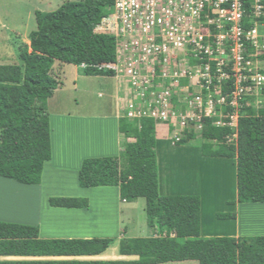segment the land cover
<instances>
[{"label":"trees","instance_id":"16d2710c","mask_svg":"<svg viewBox=\"0 0 264 264\" xmlns=\"http://www.w3.org/2000/svg\"><path fill=\"white\" fill-rule=\"evenodd\" d=\"M113 3L114 0H76L53 12H36L35 30L27 37L29 44L19 46L17 51L21 65L0 64L1 179L23 186L41 184L44 166L52 157L48 101L65 86L62 67H77L89 78L115 76V71L105 66L117 64V39L94 33L102 19L111 14ZM261 22L264 24V17ZM187 60L191 67L199 64L194 58ZM160 71V67L155 68V75L161 76ZM191 76L187 71L177 82L190 91ZM195 86L203 93L214 94V84L209 90L203 81ZM231 91L233 80L223 82L221 96ZM258 94L262 100L259 105H255L257 98L252 94H242L236 127L215 125L218 121L228 123L234 111L229 105H221L218 110L222 118L201 116L200 121L186 120L179 138L172 139L176 146L197 142L202 157L236 161V200L232 204L264 203V88ZM148 96L146 93L144 98ZM176 97L171 93L169 98L174 112H178ZM202 97L205 100L206 96ZM159 122L146 116L120 118L117 129L124 142L120 155L83 160L77 174L82 189L117 187L121 201L127 204L143 199L153 236L119 241L43 240L39 227L0 222V264H264V236L202 238L200 198L160 194L155 152ZM195 124L202 126L199 132ZM173 131L171 127V134ZM234 135L236 138L229 140ZM129 139L134 141L127 142ZM48 205L67 210L89 207L87 199L76 197L50 198ZM216 217L236 219L234 213ZM116 243L119 256L137 260H78L102 256Z\"/></svg>","mask_w":264,"mask_h":264},{"label":"rangeland","instance_id":"374dc122","mask_svg":"<svg viewBox=\"0 0 264 264\" xmlns=\"http://www.w3.org/2000/svg\"><path fill=\"white\" fill-rule=\"evenodd\" d=\"M69 1L76 0H0V64H20L17 51L19 46L29 44L27 37L35 30L36 12L56 11L62 4ZM96 31L95 34H113L114 32L110 25H103ZM119 45L116 67L121 73L113 79L110 77L83 79L77 67H62L65 86L62 90L56 91L52 99L48 101L52 157L44 166L41 186H23L0 178V222L39 227L40 238L43 240L115 239L119 241L122 238H146L154 235L147 225L143 199H138L131 204L123 203L117 187L82 189L77 181V174L83 160L120 155L119 145L124 146V143L123 136L116 133V124L123 112L118 117L115 116L117 99L120 101L119 107L123 108L121 101L125 92H128L131 95L129 97L132 98L143 97L144 91L148 89V86L141 89H136L134 86L137 82L133 83L132 75L128 73L134 67L130 63L133 60L129 59L128 54L124 58V45L121 42ZM172 54H176V58L179 59L175 60ZM178 54L181 53L171 50V57L167 56L163 64L157 58L152 59L153 61H150L151 58L148 59L149 65L152 66L149 69V78L146 77L147 75H140V77L141 79L145 77L144 79L149 82H152L150 79L155 81L149 87L156 88V91H152V96L157 99L159 92L168 94L169 98L172 92L177 95L178 104L175 108L178 112H173V116L182 115L181 126H186V120L200 121L201 116H221L222 113L218 108L204 103L202 96H206V100H212L214 96L212 97L211 92L203 93L199 86L196 87L195 77L190 91L185 88L186 85H180L179 80L177 82V78L181 77L180 73L183 71L180 70V73H177L175 70L183 64ZM161 64L162 75H155V77L151 75L153 66L155 68ZM177 64L179 65L176 66ZM125 84L128 87L123 88ZM137 84L140 85V83ZM119 86L120 90L115 94V88L119 89ZM258 97H256L255 105H259L262 101ZM169 110L167 108L166 112H160V117L167 119L163 114L167 115ZM157 115L155 110V117ZM236 118H238L237 115H232L231 119L234 122L238 120ZM175 119L176 117L172 120L174 124L178 122V119ZM171 127H174L176 133L179 132V127L170 124V130ZM194 127L196 132H199L202 126L195 124ZM157 128L161 134L168 130L163 123H158ZM160 132L158 137H161ZM232 138L229 137V140H233ZM159 139L173 143L172 135L166 139L163 137ZM191 146L200 149L197 142L192 143ZM156 159L160 164L161 187L171 188L170 192L163 190L164 194L196 196L197 193H202L200 198L204 206L202 214L204 231L208 228L217 235L232 237L238 234L241 238L264 236V203L228 205L236 196V164L234 166L232 162L225 163V160L221 161L226 164L225 167H220V165L215 166L219 163L218 160L205 158L206 160L203 161L198 155L182 156L172 152L159 156L156 154ZM183 180L186 186L193 190L186 192L184 189H176L184 188ZM222 195L225 197L223 202L220 201ZM62 197L87 199L89 207L81 210H67L48 205L50 198ZM221 213H234L237 219L235 221L217 219L216 214ZM234 228H236L235 232ZM105 254L101 257L78 260H135L116 258L117 243ZM113 254L116 255L113 256ZM169 264L197 263L186 261Z\"/></svg>","mask_w":264,"mask_h":264},{"label":"built area","instance_id":"2783aa9c","mask_svg":"<svg viewBox=\"0 0 264 264\" xmlns=\"http://www.w3.org/2000/svg\"><path fill=\"white\" fill-rule=\"evenodd\" d=\"M242 1L244 0H115L116 28L113 36L117 39V53L120 46L119 42H121L124 45V58L128 54L129 59L132 58L133 60L130 63L134 67L128 73L132 75L133 83L134 81L140 83V85L137 83L134 85L136 89L146 86L149 89L155 83L154 80L150 79L152 82H149L144 79L145 77L142 79L140 77V75H147L146 77L150 75L148 73L152 66L149 65V58H151L150 61L157 58L163 64L167 56L171 57V50L175 53H181L178 54L181 56L180 59L185 56L194 58L201 63L204 58H208L213 53L212 47L211 49L209 47L211 46L209 40L213 34L209 31L208 34L204 35L202 33L204 27L214 26L216 31H220L224 26L221 24H239L243 18ZM202 18L204 19L203 22L206 20L204 23L201 21ZM236 31L237 29L234 28V32ZM205 39L206 41H204ZM167 51L168 53H166ZM173 56L176 58L177 55ZM177 59L179 58L175 60ZM235 59L239 66V56H235ZM162 64L158 65L161 69ZM116 66H105V68L118 72ZM238 66L232 69L233 78H235L232 103L234 107H237V101L241 99L242 94L250 91L241 86L242 83L248 81V76L244 75ZM155 68L153 66V72H151L154 77ZM176 69H178L177 73L183 70L180 73L181 76L185 75L187 71L191 72L189 62L185 60L181 67ZM197 72L202 79H206V84L210 83L209 76H205L209 72L208 67H200ZM223 77L228 78L226 75ZM258 80L261 81L262 78ZM166 95L161 92L152 103H155L157 107L166 108ZM197 100L200 99L197 98ZM217 103L223 104L224 99H220ZM207 105L214 106V101L208 100ZM160 112L164 113L162 109L159 111L156 108L157 117H160ZM142 114L144 113L141 108L136 109L133 104L128 105V117H140ZM151 116L155 117V110L151 111Z\"/></svg>","mask_w":264,"mask_h":264},{"label":"clouds","instance_id":"9594fccd","mask_svg":"<svg viewBox=\"0 0 264 264\" xmlns=\"http://www.w3.org/2000/svg\"><path fill=\"white\" fill-rule=\"evenodd\" d=\"M114 4L115 0L113 3V7L111 9V14L102 19V24L97 26L94 29V33H97L96 30L100 29L101 27L110 25L112 30H115V24H116V16H115V10H114ZM258 8V10H256ZM242 15L243 18L239 24H221L223 26V29L220 31H216L214 26H208L204 27L202 33L206 35L208 34L209 31L213 34V37L210 38L209 42L211 44L210 49L212 47L213 53L208 57L204 58V60L198 65L191 67L190 66V71L193 76H191V81H195L194 77L197 79V82L195 84H201L202 81L206 85V89L211 86V84H214V94L212 93L213 101H214V108H218L221 105H229L231 108L234 109L232 115H237L238 110L237 108L240 106L239 100L237 101L238 105L237 107L232 106L233 103V92L231 91V94H227L225 96H221V87L223 86V82L225 81H230L233 80V86L235 90V78H233V72L232 69L235 68L237 65V60L235 59V56H239L240 58V63H239V68L241 69L242 73L244 75L248 76V81L246 83H242L241 86L244 88L249 89V93H244V94H252L254 97H258V93L261 91V89L264 88V24L261 22V19L264 17V0H244L242 1ZM202 18V22H203ZM206 21V20H205ZM204 21V22H205ZM203 22V23H204ZM202 23V25H203ZM248 23L249 27H247L245 24ZM114 26V27H113ZM234 28L237 29L236 32H234ZM197 30V29H195ZM98 34H103V33H98ZM105 35H111L113 34H105ZM218 38V39H215ZM219 43H218V41ZM206 41V39L204 40ZM205 42L203 43V45ZM117 47V44H116ZM117 58V55H116ZM182 60L188 61L187 57L183 56ZM118 64V63H117ZM116 64V65H117ZM115 65V66H116ZM204 68L208 67L209 72L205 74V76H209L210 83L206 84L205 81L206 79H202L200 77V74L197 72L199 68ZM114 71V70H113ZM120 75V73H117L115 71V76ZM198 74V76H196ZM122 75V74H121ZM223 75L228 76V78L223 77ZM114 76V77H115ZM262 78L261 81L258 79ZM194 79V80H193ZM216 82V83H215ZM128 87L127 84L123 85V88ZM151 88L147 89L144 92L143 97H129L131 96L128 92H125L123 94V114L121 115L122 117L120 118H128V119H136V118H141V117H150L153 118L154 120H161L159 122L160 124L163 123L168 127V130L164 132V134H161L162 137L168 138V136L172 135V138L178 139L180 133H182L183 128L185 126H181L180 123L182 124V115H174L173 116V110L170 107L169 103V95H166V101H167V106L166 108H160L163 110V112H166L165 110L170 109L168 114L165 116L167 119H162L161 117H153L151 116V111L156 110L158 108L155 103H152V101L156 100L152 96V91H156V88ZM167 89V88H166ZM188 89V88H187ZM126 90V89H125ZM128 90V89H127ZM189 90V89H188ZM208 92V91H207ZM148 93V99L146 100L144 97ZM159 92L158 94H160ZM174 93V92H172ZM175 96H177L174 93ZM217 96V97H216ZM224 99L223 104H218L217 102L220 99ZM191 99V98H190ZM204 100V99H203ZM227 100H229L227 102ZM206 97L204 100V103L207 105ZM144 103V104H143ZM133 104L136 109L141 108L144 114H142L140 117L139 116H134V117H128V105ZM160 111V109H159ZM222 113V112H221ZM232 115H230V119L228 123H222L221 121H218L215 123L216 126H222V125H227L229 127H236L237 125V120L232 121ZM216 116V115H215ZM213 116V117H215ZM238 116V115H237ZM176 117L178 119V122L175 124L172 123V120ZM219 118L223 117V114L221 116H217ZM118 119V120H119ZM175 119V120H176ZM238 119V118H236ZM185 121V120H184ZM175 122V121H174ZM170 124H173L175 127H179V132H175V129L173 133L171 134V130L169 129ZM174 128V127H173ZM158 129V128H157ZM167 133V134H166ZM160 134V133H159ZM233 137L236 138V135ZM232 138V137H231ZM234 138V139H235ZM233 139V138H232ZM131 142H133V139H129ZM42 182V181H41ZM41 185V184H40ZM39 185V186H40ZM123 202V201H122ZM125 203V202H123ZM121 257V256H120ZM90 258V257H89ZM94 258V257H91ZM127 258H134V257H127ZM136 258V257H135ZM14 260H22L19 258H11ZM81 259V258H80ZM28 260V259H27ZM38 260V259H37ZM43 260V259H39ZM137 260V259H136ZM122 261V260H121ZM125 261H130V260H125ZM133 261V260H132Z\"/></svg>","mask_w":264,"mask_h":264},{"label":"crops","instance_id":"0c3cea01","mask_svg":"<svg viewBox=\"0 0 264 264\" xmlns=\"http://www.w3.org/2000/svg\"><path fill=\"white\" fill-rule=\"evenodd\" d=\"M73 72V70L71 71V73ZM75 77H76V75H75ZM84 78H86V77H84L83 76V79ZM98 78V77H97ZM112 79H113V77H111ZM119 90H120V86H119V89H116L115 88V94H117L118 92H119ZM121 92H123V91H121ZM116 98V97H115ZM118 101H116L115 103V106H116V109H115V116H119V115H121V112H122V110H123V108H121V107H119V99H117ZM122 102V101H121ZM123 104V103H122ZM117 124H118V121H117ZM116 124V133H118V135H120V136H122L119 132H118V129H117V127H118V125ZM158 132H160L159 130H157ZM160 134H161V132H160ZM162 134H164V133H162ZM159 138H161V137H158V134H157V141H156V149H155V152H156V154H157V156H159L160 154L162 155V154H170L171 152L173 153V154H176V153H179L180 155H182V156H187V155H190V156H192V154L193 155H198L199 156V158L201 159V160H206L205 159V157H201V155H200V149H198V148H193L192 146H176L175 144H173V143H169V142H167V141H160V139ZM166 139V138H165ZM127 142H131V140H127ZM163 142H164V144H163ZM124 143V142H123ZM119 149L122 151L123 150V148H124V146L123 145H119ZM121 147H123V148H121ZM208 159H211V160H213V161H216V160H218L219 161V163H217V164H215V166L216 165H220V167L221 166H224L225 167V163H227V162H232L233 163V165L235 166V164H236V161L235 160H231V159H221V158H208ZM226 160V161H225ZM189 161H190V159L187 161V163H189ZM221 161H225V163H223V162H221ZM202 163V162H201ZM157 168H158V174H159V185H160V176H161V170H160V164L158 163V161H157ZM42 183V182H41ZM183 184H184V188H182V187H179V188H176V189H181V190H185L186 192H189V191H191V190H193V189H189V186H186V184H185V181L183 180ZM41 186V185H40ZM159 188H160V194L161 195H163V196H173V195H171L170 193H163L162 191L164 190L165 192L168 190L169 192H170V190H171V188H166V187H164V188H162L161 187V185L159 186ZM176 189H173V190H176ZM195 190V189H194ZM197 191V190H196ZM186 195H188V196H192V195H189V194H186ZM197 195H198V197L200 198L201 196H202V193L201 192H199V193H197ZM196 195V196H197ZM176 196H178V195H176ZM180 196H184V195H180ZM224 196L222 195V197L220 198V201H225L224 200ZM236 200V196H235V198H234V201ZM233 201V202H234ZM233 202H230L231 204H228V205H237L236 203L235 204H232ZM203 210H204V206H203V202L201 201V198H200V233H201V237L202 238H214V237H231V236H228V235H217V234H214V231L212 230V229H208V228H206V230L204 231V223H203V220H204V218H203ZM223 214H228V213H223ZM216 216H217V214H216ZM217 218V217H216ZM237 219V218H236ZM235 219V220H236ZM234 220V221H235ZM222 221H227V220H222ZM40 229V228H39ZM234 232L236 231V228H234V230H233ZM205 232V233H204ZM231 238H239V235L237 234V235H234V236H232ZM104 255H106V254H103L102 256H104ZM116 254H113V256H115ZM99 257H101V256H99ZM116 258H118V259H125V258H127V257H120L119 255H116L115 256ZM129 259V258H128ZM133 259H137V258H133ZM0 260H3V259H0ZM7 260H14V259H11V258H8Z\"/></svg>","mask_w":264,"mask_h":264}]
</instances>
